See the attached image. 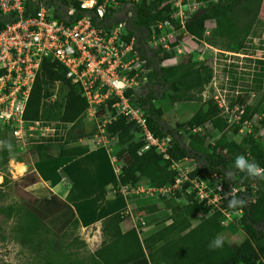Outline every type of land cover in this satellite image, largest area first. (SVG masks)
<instances>
[{
    "label": "trees",
    "instance_id": "trees-1",
    "mask_svg": "<svg viewBox=\"0 0 264 264\" xmlns=\"http://www.w3.org/2000/svg\"><path fill=\"white\" fill-rule=\"evenodd\" d=\"M124 4L125 0H115ZM262 0H217L208 2L194 14L183 20L186 31L195 38L202 39L205 22L214 21L215 30L213 36L223 38L231 43L227 48L238 47L240 32L248 33L252 23L258 16L259 5ZM60 2V1H58ZM164 0H143L133 6V26L143 40L142 34L153 22L169 21L177 28L181 27L180 21L172 19L170 4L163 5ZM256 3L255 10L245 13L244 4ZM113 12V11H112ZM112 12H107L105 21L115 19ZM245 13L246 21L240 20ZM79 15L84 12L78 13ZM244 15V16H245ZM7 17L0 14V30L4 27ZM174 44L171 45L173 47ZM157 61L162 62L174 58L172 49L168 51L158 50ZM2 71H0V76ZM212 79V70L207 66H184L182 63L170 67L153 68L148 74V93L140 99L132 96V102L140 105L144 110L146 127L151 135L166 143V155L158 153L155 147L140 153L145 143L134 141L139 132L135 123L124 117H118L106 128V135L117 137V146L120 148L116 157L121 162L118 181L113 182V187L138 185L162 187L174 184L177 173L170 169L173 160L184 157L196 159L201 162L204 172L228 173L238 176L235 182L249 183L253 179L257 182L256 202L245 210L244 216L238 225L246 234V238L240 244H229L223 240L222 247L210 248L213 240L224 233L221 225L223 216L219 212H213L209 217H202L198 224L192 226V220L205 211L204 205L194 199V195H187L185 190L188 183L183 185V190L174 194L175 198L187 195V204L179 207H170V223L150 234L145 242H142L139 231L130 228L122 231L121 224L128 218L123 212H116L106 217L101 223L102 241L96 250L86 259L78 257L76 251L71 250L70 244H63L61 239L64 232L70 227L77 229L79 221L73 208L56 195L48 198H34L19 207L13 205L2 206L0 204V217L4 219H16L15 236L23 247L34 251L43 252L41 264H248L257 255H264V180L248 177L235 166V158L238 155L246 157L249 154L252 161L264 168V146L256 142L252 135H247L240 143L229 141L225 134L208 148L204 145V138L195 136L192 130L195 127L209 124L213 130L224 132L228 123L221 116V110L212 99L207 100L203 106L193 114L189 120V130L181 132L165 124L162 120L163 111L154 105L156 89L177 87L171 99L173 103L192 102V92L202 90ZM57 88L56 98L48 101ZM191 93V94H190ZM131 95V94H130ZM87 107L86 100L82 96L79 87L72 84L66 78V69L52 61L45 59L41 69L31 88L22 119L25 122L48 121L55 122L59 128L63 124H71L66 131V141H78L83 138H91L93 130L86 132L82 126L85 121L83 114ZM234 105H230L233 108ZM255 108L243 109L241 121L249 120ZM264 126V121L262 123ZM5 131H8L7 127ZM186 135V140L182 138ZM178 136V138H177ZM19 145L13 140L8 142L5 138L1 142L0 162L6 168L8 162L14 159L18 153ZM47 146H43L46 150ZM89 153L86 146H70L61 150V157H80ZM40 158V155H38ZM201 170L197 168L190 176H194ZM232 180V179H231ZM6 182V178H4ZM36 183L33 179L31 184ZM107 194L106 189H101L92 198L95 203L102 202ZM1 202V198H0ZM231 210L228 202L224 201ZM148 213L155 212L157 203L150 207L140 208ZM0 237L4 239V236ZM222 238V237H221ZM264 260V256H263ZM1 264H9L2 262Z\"/></svg>",
    "mask_w": 264,
    "mask_h": 264
},
{
    "label": "built area",
    "instance_id": "built-area-1",
    "mask_svg": "<svg viewBox=\"0 0 264 264\" xmlns=\"http://www.w3.org/2000/svg\"><path fill=\"white\" fill-rule=\"evenodd\" d=\"M141 1L125 0L124 4H120L115 0H95L91 6H85L89 0H0V14L7 17L0 30V125L9 127L11 122L16 121L18 127L12 133L24 145L27 139L33 142L34 138L49 136L47 133L54 137L57 131L55 127L42 128L39 127L42 121L25 122L22 119L42 62L51 59L63 66L66 78L79 87L87 104L83 117L94 123L98 132L91 138L80 139V142L99 138L100 143L107 137V126L118 117H124L135 123L142 132L145 150L150 146L155 147L168 158L166 143L169 138L161 141L151 135L146 127L144 110L132 102V96L140 99L148 93V74L156 66H163V61H157L156 52L170 50L164 30L174 31L177 27L169 21L153 22L142 34L141 40L133 26V6ZM183 1L164 0L163 3L170 4L171 10H176L171 17L180 21V28H185L183 20L191 15L189 4H186L188 10H182ZM81 12L84 14L79 15ZM107 12H112L115 19L105 21ZM116 79H126L128 87L116 89L112 84ZM56 94L52 95L51 101ZM217 105L228 124L237 125L240 133L245 131L254 139L258 137L264 146V133L260 131L255 134L251 120L241 121L243 108ZM63 126L62 129L71 124ZM246 158L252 161L249 154ZM180 160L187 161V157L171 162L170 169L177 173L171 186L122 185L120 189L126 191L127 195L131 189L133 195L161 201L169 194L182 191L183 185L188 183L185 192L194 195V199L205 208L198 217L201 219L219 212L223 216L221 225L229 222L238 224L245 210L256 202L258 185L254 179L249 183H237L224 173L207 174L196 159H191V168L183 169ZM197 168L201 171L190 176ZM233 196L247 198V205L242 209H229L224 201L228 202Z\"/></svg>",
    "mask_w": 264,
    "mask_h": 264
},
{
    "label": "rangeland",
    "instance_id": "rangeland-1",
    "mask_svg": "<svg viewBox=\"0 0 264 264\" xmlns=\"http://www.w3.org/2000/svg\"><path fill=\"white\" fill-rule=\"evenodd\" d=\"M212 1L215 0H184L181 8L183 11L188 10L186 4H189L191 14H194ZM255 6L256 3L244 4L242 9L245 13H249L255 10ZM258 9L257 19L252 23L248 33L242 32L244 29L242 26L238 31L242 44L231 49L227 48L230 41L213 36L215 22L212 20L205 22L202 39L193 37L186 32L185 28H175L174 31L164 30L166 44L174 52L175 58V61L165 63L166 67L178 62L177 64L182 63L189 67L203 65L212 70L211 82L202 90L192 92L194 99L192 102L173 103L171 97L176 91H179L177 87L172 88L167 85L155 90L154 105L163 111L162 120L165 124L181 132L188 131L190 118L207 100L212 99L218 104L234 105V107L243 109L246 107L255 108L256 111L252 113L249 120L252 121L255 134L260 131L264 133L262 125L264 121V0L261 1ZM175 11L172 10V13ZM245 13L240 18L243 23L246 21ZM172 44H174L173 47H171ZM53 94H56V88ZM51 100L49 99V101ZM221 116L224 118L223 114ZM57 125L59 124L55 122L42 121L39 127L56 128L54 137H50L51 133H47L49 136L34 138L33 142L32 139L31 141L27 139L25 145L17 141L12 133L13 129L18 127L16 121L11 122V126H6L8 131H5V127L0 125V148L4 138L8 142L14 140L19 145L18 153L14 159L8 162L6 168L0 162V174L3 179L0 184V204L2 206L19 207L34 198H48L54 195L49 187L41 182L39 178L41 175L45 176L47 180H51L52 185H57L60 182L61 190L66 188L68 201L71 202L81 218L83 220L88 218L90 221L95 216V205L97 204L92 201L93 196L99 190L108 188L104 198L107 200H103L105 202L100 210V215L123 212L128 218L121 224L122 229L126 231L136 228L142 242H145L150 234L170 223L172 207H182L188 203V194L184 193L178 199L169 194L158 201L146 199L142 195H133L134 192L131 189V193L127 195L126 191L121 190L122 185L117 188L113 187V182L118 181L121 166V162L116 157L120 150L117 146L118 138L107 136L102 140L104 142L100 141V143H98V140H101L99 138H93L94 140L89 142L66 141L65 130L69 127L61 129ZM82 128L86 132L93 130V136L98 134L94 123L85 120ZM194 129L195 132H193ZM194 129L192 130L193 135L204 138L203 146L208 151L211 150L208 145L212 146L223 134L229 141L237 144L247 137L246 132L240 133L239 127L234 123L228 124L224 132L213 130L209 124ZM37 136H39V132H37ZM186 137V135L183 136V142ZM140 140L144 141L142 132L139 130L134 141ZM255 141L258 142L259 138L257 137ZM78 145L86 146L92 152L79 158H61V150ZM43 146H47V149L45 150ZM159 150L157 152L161 153ZM144 151L146 150L143 147L140 153ZM180 164L184 167L183 169L191 168V158L181 161ZM21 165L22 167H20ZM61 168H63L62 171H60ZM63 175L66 178L64 183L61 182ZM228 177L232 180L239 178L231 173H228ZM4 178H6V182H4ZM33 179L36 180V183L31 184ZM143 186L145 185L143 184ZM57 192L60 190L57 189ZM154 203H157L158 208L155 212L148 213L146 210H139L150 207ZM168 205L172 207L170 208ZM199 221L200 217L197 215L192 220V226L198 224ZM15 223V218L7 220L0 217V235L4 236V239L0 237V264L2 262L41 264L44 253L29 250L18 243L14 232ZM223 229L224 233L221 237L229 244H240L246 238V234L237 223H226L223 225ZM61 241L63 244H70V249L76 251L78 257L86 259L102 241L101 226L98 224L83 228L79 223L77 229L71 227L66 229ZM263 256V254L257 255L248 264H264Z\"/></svg>",
    "mask_w": 264,
    "mask_h": 264
},
{
    "label": "clouds",
    "instance_id": "clouds-1",
    "mask_svg": "<svg viewBox=\"0 0 264 264\" xmlns=\"http://www.w3.org/2000/svg\"><path fill=\"white\" fill-rule=\"evenodd\" d=\"M94 3L95 0H89V3L86 4L85 6H91V4ZM112 84L113 87H115L118 90H124L128 87V82L126 79H116L112 82ZM235 166L241 172L246 173L248 177L264 180V168L260 167L259 164H257L254 161L250 162L244 155H238L235 158ZM247 203H248L247 198H236L235 196H233L228 201V205L230 208L242 209L244 206L247 205ZM222 245H223L222 238L217 236L210 244V248H219L222 247Z\"/></svg>",
    "mask_w": 264,
    "mask_h": 264
},
{
    "label": "crops",
    "instance_id": "crops-1",
    "mask_svg": "<svg viewBox=\"0 0 264 264\" xmlns=\"http://www.w3.org/2000/svg\"><path fill=\"white\" fill-rule=\"evenodd\" d=\"M172 61H175V58H171V59H167L166 61H164L163 62V66L162 67H166L165 65V63H169V62H172ZM178 63V62H177ZM176 63V64H177ZM176 64H171V66H174V65H176ZM170 67V66H169ZM92 151H89V153H87L86 155H88V154H90ZM83 156H85V155H83ZM80 157H82V156H80ZM61 158H69V157H61ZM70 158H79V157H70ZM52 160H54V159H52ZM52 160H50V161H52ZM113 160V159H112ZM114 161V160H113ZM47 162V161H46ZM34 163V162H33ZM63 168H65V167H63ZM63 168H61L60 169V171H62L63 170ZM35 170H36V168H34ZM37 171V170H36ZM39 175V174H38ZM45 176H41V175H39V178H40V180H41V182L43 183L44 182V184L45 185H47V187H49V190L52 192V193H54V195H56V196H58V197H60L62 200H64L65 202H67L72 208H73V210H74V212H75V215H76V217H77V219L79 220V223H80V225H81V227H83V228H85V227H87V226H91V225H100L101 226V223H102V221L106 218V217H108L109 215H111V214H113V213H104V214H102V215H100V213H101V209H102V207H103V205H104V202L107 200H105V201H102V202H100V203H95L96 205H95V207H96V212H95V216H94V218H93V220H90V221H88V218H85L84 220L81 218V216L79 215V213L75 210V208L72 206V204H71V202H69L68 201V192H67V190H66V188H63L62 190H61V186H60V182H58V184L57 185H52L51 184V180H47L46 179V177L44 178ZM62 181L61 182H63L64 183V181H66V178H65V176L63 175V177H62V179H61ZM57 189H59L60 190V192H57ZM107 191H108V188L106 189ZM60 194H62V195H60ZM106 197V196H105ZM169 224V223H168ZM167 225V224H166ZM122 231H124L123 229H122ZM99 235H100V233H99ZM223 236V235H222Z\"/></svg>",
    "mask_w": 264,
    "mask_h": 264
},
{
    "label": "bare ground",
    "instance_id": "bare-ground-1",
    "mask_svg": "<svg viewBox=\"0 0 264 264\" xmlns=\"http://www.w3.org/2000/svg\"><path fill=\"white\" fill-rule=\"evenodd\" d=\"M20 167H22V165ZM2 181H3V179H2V176L0 174V184L2 183Z\"/></svg>",
    "mask_w": 264,
    "mask_h": 264
}]
</instances>
